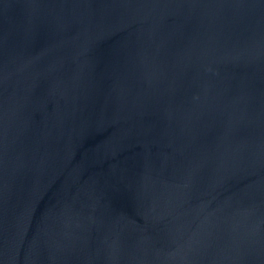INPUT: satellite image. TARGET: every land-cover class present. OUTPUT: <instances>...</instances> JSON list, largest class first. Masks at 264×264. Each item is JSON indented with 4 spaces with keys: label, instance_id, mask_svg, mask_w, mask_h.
<instances>
[{
    "label": "water",
    "instance_id": "1",
    "mask_svg": "<svg viewBox=\"0 0 264 264\" xmlns=\"http://www.w3.org/2000/svg\"><path fill=\"white\" fill-rule=\"evenodd\" d=\"M0 264H264V0H0Z\"/></svg>",
    "mask_w": 264,
    "mask_h": 264
}]
</instances>
